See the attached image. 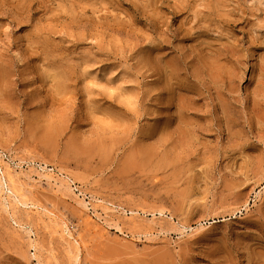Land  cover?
<instances>
[{"label": "rangeland", "instance_id": "rangeland-1", "mask_svg": "<svg viewBox=\"0 0 264 264\" xmlns=\"http://www.w3.org/2000/svg\"><path fill=\"white\" fill-rule=\"evenodd\" d=\"M0 164V264H264V0H0Z\"/></svg>", "mask_w": 264, "mask_h": 264}, {"label": "bare ground", "instance_id": "bare-ground-1", "mask_svg": "<svg viewBox=\"0 0 264 264\" xmlns=\"http://www.w3.org/2000/svg\"><path fill=\"white\" fill-rule=\"evenodd\" d=\"M0 166H1V164H0ZM1 170H2V174H1V176H0V181L3 179V177H4V180L6 181V184L8 185H10V184H12L13 183V178H12V176H11V171H10V167L9 166H5V168L4 167H2L1 166ZM1 183H3V182H1ZM8 187V186H7ZM9 189H10V192L12 193V194H14V195H17V193H16V190L14 189V187H8ZM11 194V195H12ZM18 196V195H17ZM85 223H87V225L88 226H91V229H95V231L94 232H96V230H97V232L99 233V231H100V234L99 235H101L102 237L104 236V234H108L109 232H110V229H112V227H110L107 223H105V222H102V221H100V217L98 216V215H96V214H94V215H88V217H87V221H85ZM105 224V225H104ZM107 224V225H106ZM86 225V226H87ZM87 226V227H88ZM107 226V227H106ZM90 229V230H91ZM91 231H93V230H91ZM119 232H120V230H119ZM120 234H123L122 232H120ZM71 235V234H70ZM79 237V236H78ZM76 239V238H75ZM76 241V242H75ZM74 242L77 244V247H80V246H82V244L84 245L85 244V242H86V240H85V242H84V238H80L79 237V239H76ZM79 249V248H78ZM78 249H77V251H78Z\"/></svg>", "mask_w": 264, "mask_h": 264}]
</instances>
